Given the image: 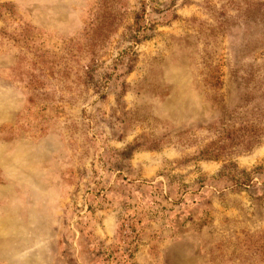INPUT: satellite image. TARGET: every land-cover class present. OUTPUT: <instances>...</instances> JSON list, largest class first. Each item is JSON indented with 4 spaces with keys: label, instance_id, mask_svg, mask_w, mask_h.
I'll return each mask as SVG.
<instances>
[{
    "label": "rangeland",
    "instance_id": "rangeland-1",
    "mask_svg": "<svg viewBox=\"0 0 264 264\" xmlns=\"http://www.w3.org/2000/svg\"><path fill=\"white\" fill-rule=\"evenodd\" d=\"M0 264H264V0H0Z\"/></svg>",
    "mask_w": 264,
    "mask_h": 264
}]
</instances>
